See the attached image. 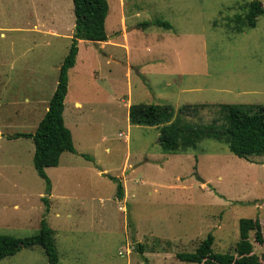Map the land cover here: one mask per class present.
Listing matches in <instances>:
<instances>
[{"label":"rangeland","instance_id":"rangeland-1","mask_svg":"<svg viewBox=\"0 0 264 264\" xmlns=\"http://www.w3.org/2000/svg\"><path fill=\"white\" fill-rule=\"evenodd\" d=\"M245 1L107 0L106 41L82 40L68 72L62 120L75 152L45 169L47 192L31 138L9 135L34 132L45 112L70 45L72 2L0 0V234L37 233L46 196L60 264H196L176 253L209 233L213 251L229 252L249 217L261 226L263 243L250 239L264 264V156L239 158L214 139L166 153L162 126L130 124L126 107L170 104L176 119L181 105L208 103L187 117L208 123L220 117L217 103L264 104V12L239 33L227 24ZM154 19L171 28L141 27ZM0 264L47 259L34 246Z\"/></svg>","mask_w":264,"mask_h":264},{"label":"trees","instance_id":"trees-1","mask_svg":"<svg viewBox=\"0 0 264 264\" xmlns=\"http://www.w3.org/2000/svg\"><path fill=\"white\" fill-rule=\"evenodd\" d=\"M74 15V27L70 45L60 64L55 89L47 103L42 118L32 133H16L9 137L19 136L31 138L33 151V167L45 181L47 192L50 180L45 173L48 167H56L61 154L65 151L74 153L75 148L70 130L62 120L64 99L68 91V72L75 65L78 53V40L92 42L106 41L105 29L108 14L107 0H71ZM240 12L228 19L227 24L236 33L256 26L257 18L264 12L260 0H249L239 5ZM231 23H233L231 25ZM149 25L170 29L171 24L162 19H154L141 23L144 29ZM208 103L183 104L177 110L178 118H174L176 110L170 104L134 103L128 108L130 124L144 126H162L158 139L160 149L175 154L196 148L204 139H214L226 144L233 155L248 159L252 156H264V104L219 103L216 104L220 117L208 123L193 122L187 117L198 113ZM86 158L90 156L85 155ZM116 183L115 196L123 198V185L114 176H109ZM44 213L37 233L26 237H14L0 234V260L16 254L21 248L40 246L46 256L47 264H60L54 243V231L48 226L46 214L49 200L41 197ZM131 226V222L128 221ZM133 227V226H131ZM263 243L261 226L257 218L242 217L238 220V239L229 252L213 251V235L208 234L192 252H177L176 258L196 264H260L259 256L254 252L250 239ZM141 250V246L138 247Z\"/></svg>","mask_w":264,"mask_h":264},{"label":"crops","instance_id":"crops-1","mask_svg":"<svg viewBox=\"0 0 264 264\" xmlns=\"http://www.w3.org/2000/svg\"><path fill=\"white\" fill-rule=\"evenodd\" d=\"M40 28V29H39ZM32 29H34L36 32H39V30L40 31H42V33H47L46 35H49L48 33H51V34H56L55 33V31H53L52 29H46L45 27H43V25L42 26H39L37 23H35L34 25H33V27H32ZM43 29V30H42ZM46 29V30H45ZM82 40H78V45H79V43L81 42ZM56 82H57V80H56ZM56 86V85H55ZM177 92H179V94L180 93H184V92H193V91H177ZM217 92H220V91H217ZM226 92H230V91H226ZM238 92V91H237ZM132 103L128 100L127 102H126V107H127V109H128V107L131 105ZM218 104V103H217ZM47 107V106H46ZM46 110V109H45ZM62 116H63V114H62ZM65 152H67V151H65ZM65 152H63V153H65ZM62 153V154H63ZM61 154V155H62ZM59 160H60V158H59ZM59 164V163H58Z\"/></svg>","mask_w":264,"mask_h":264}]
</instances>
